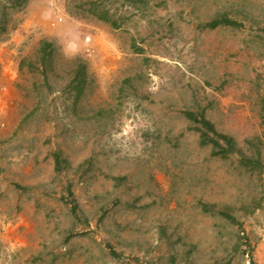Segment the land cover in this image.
<instances>
[{"label": "rangeland", "instance_id": "374dc122", "mask_svg": "<svg viewBox=\"0 0 264 264\" xmlns=\"http://www.w3.org/2000/svg\"><path fill=\"white\" fill-rule=\"evenodd\" d=\"M23 2L0 0V264H264V0Z\"/></svg>", "mask_w": 264, "mask_h": 264}, {"label": "trees", "instance_id": "16d2710c", "mask_svg": "<svg viewBox=\"0 0 264 264\" xmlns=\"http://www.w3.org/2000/svg\"><path fill=\"white\" fill-rule=\"evenodd\" d=\"M26 1V0H22ZM23 2V3H24ZM103 21H107L106 18H101ZM224 25V26H236L235 22L230 21L227 18H220V19H214L211 22L206 24V27L208 29H215L216 27ZM1 31H3L1 29ZM54 46L52 43H49L47 41H42L39 45V48L37 50L38 55V62L40 67L42 68V73L45 75V71L47 70V67L51 64L53 60V52H54ZM71 82L75 84L74 90L76 91V97L82 92L83 85L86 81V67L84 64L78 65V67L73 70V76H72ZM185 117L195 123L197 127L195 128L196 131L199 133V144L201 146H211L212 152L211 155L215 157H227L228 155L234 154L239 152L237 150V145L234 141V139L230 136L220 134L216 131L214 126L206 120L204 115H201L199 118H197L193 113H185ZM55 162L58 166V156L55 155L54 157ZM246 161V160H244ZM247 165H251L253 162L248 161L246 162ZM225 218H227L229 221L234 222V220L226 215H223Z\"/></svg>", "mask_w": 264, "mask_h": 264}]
</instances>
